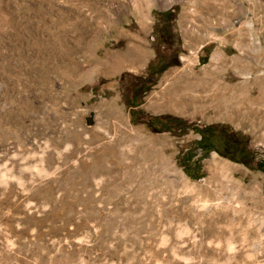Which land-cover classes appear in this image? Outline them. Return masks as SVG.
<instances>
[{"label": "rangeland", "instance_id": "374dc122", "mask_svg": "<svg viewBox=\"0 0 264 264\" xmlns=\"http://www.w3.org/2000/svg\"><path fill=\"white\" fill-rule=\"evenodd\" d=\"M208 125L264 160V0H0V264H264V173L178 165Z\"/></svg>", "mask_w": 264, "mask_h": 264}, {"label": "trees", "instance_id": "16d2710c", "mask_svg": "<svg viewBox=\"0 0 264 264\" xmlns=\"http://www.w3.org/2000/svg\"><path fill=\"white\" fill-rule=\"evenodd\" d=\"M169 35H164L168 39L166 42L170 43L172 40ZM161 37V34L159 35ZM168 37V38H167ZM163 61L161 56H156L154 60L147 64L145 69V78H143V84L151 76H157L163 73L167 68L173 66ZM143 84L138 88L137 92L144 96L149 90L151 85L143 87ZM135 98V94H134ZM133 100L130 101L128 107L135 108L139 103L133 104ZM138 112H130V123L135 125L138 123L136 115ZM183 125L179 120H165L153 118L147 122V127L153 129L156 132H166L170 135L176 134L177 137L183 135L185 131H179L178 127ZM192 132L199 136V139L195 142L194 148L184 154L183 161L178 165L181 167L184 175L190 180H198L202 177L201 168L198 162H192V158L195 156V152H200L201 158H205L210 152L218 154L220 157L228 159L231 162L240 164L246 168L253 167L254 170L264 173V160H256V155L248 148L246 138L242 135L231 131L228 127L223 125H208L200 129H192Z\"/></svg>", "mask_w": 264, "mask_h": 264}, {"label": "water", "instance_id": "95a60500", "mask_svg": "<svg viewBox=\"0 0 264 264\" xmlns=\"http://www.w3.org/2000/svg\"><path fill=\"white\" fill-rule=\"evenodd\" d=\"M91 117H92V115L90 114L88 116V118L85 119V125L86 126H90L92 124Z\"/></svg>", "mask_w": 264, "mask_h": 264}, {"label": "bare ground", "instance_id": "6f19581e", "mask_svg": "<svg viewBox=\"0 0 264 264\" xmlns=\"http://www.w3.org/2000/svg\"><path fill=\"white\" fill-rule=\"evenodd\" d=\"M172 3H173V2H169L168 5H171ZM247 27H250V25H247ZM219 183H221V182L219 181L218 184H219ZM171 184H172V183H171ZM183 184H184V183H183ZM185 185H186V184H185ZM220 185H221V184H220ZM220 185H219V186H220ZM171 186L173 187V184H172ZM189 188H190V187H189ZM189 193H190V192H189ZM191 193H192V191H191ZM195 193H196V192H195ZM192 194H193V193H192Z\"/></svg>", "mask_w": 264, "mask_h": 264}, {"label": "crops", "instance_id": "0c3cea01", "mask_svg": "<svg viewBox=\"0 0 264 264\" xmlns=\"http://www.w3.org/2000/svg\"><path fill=\"white\" fill-rule=\"evenodd\" d=\"M191 21H193V19H191ZM191 21H190V22H191ZM192 27H193V26H192ZM193 30H194V28H191V32H192Z\"/></svg>", "mask_w": 264, "mask_h": 264}]
</instances>
